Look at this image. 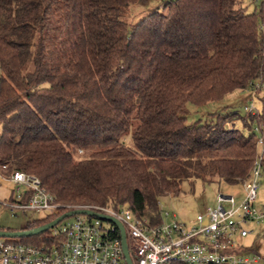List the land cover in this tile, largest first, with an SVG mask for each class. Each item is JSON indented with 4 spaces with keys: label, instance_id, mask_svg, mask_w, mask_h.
I'll list each match as a JSON object with an SVG mask.
<instances>
[{
    "label": "trees",
    "instance_id": "trees-1",
    "mask_svg": "<svg viewBox=\"0 0 264 264\" xmlns=\"http://www.w3.org/2000/svg\"><path fill=\"white\" fill-rule=\"evenodd\" d=\"M143 1L0 0V175L33 174L59 210L22 229L83 205L157 223L160 199L183 182L248 177L263 116L260 102L244 106L256 93L244 115L225 107L188 123L187 104L264 83L262 4L163 0L122 18ZM51 231L7 238L51 244L61 239Z\"/></svg>",
    "mask_w": 264,
    "mask_h": 264
},
{
    "label": "built area",
    "instance_id": "built-area-1",
    "mask_svg": "<svg viewBox=\"0 0 264 264\" xmlns=\"http://www.w3.org/2000/svg\"><path fill=\"white\" fill-rule=\"evenodd\" d=\"M263 6L264 0H253ZM252 1V2H253ZM264 27V25H263ZM260 86V87H259ZM249 95L259 87L260 108L264 131V83H256ZM247 112L258 111L249 98L244 106ZM257 138L261 151L263 137ZM262 157L257 155L248 177L243 181L242 197L236 202L234 195L219 193L214 207H205L195 216L190 227L178 221L174 214L165 213L169 220L153 223L148 217L138 216L130 210L83 205L77 209H89L95 215L74 214L72 219L52 229L53 236L61 239L51 244H26L0 237V264H128L123 252L121 230L112 221L99 215H107L121 223L125 247L132 264H258L260 256H240L234 247V234L247 235L241 224L247 220L264 218V206H255L258 180L262 176ZM8 179L14 186V198L8 202L12 210H33L58 214V205L45 190L39 178L33 174L16 171ZM227 204V206L225 205ZM58 224H62L57 227Z\"/></svg>",
    "mask_w": 264,
    "mask_h": 264
},
{
    "label": "rangeland",
    "instance_id": "rangeland-1",
    "mask_svg": "<svg viewBox=\"0 0 264 264\" xmlns=\"http://www.w3.org/2000/svg\"><path fill=\"white\" fill-rule=\"evenodd\" d=\"M163 0H145L143 2L134 3L122 13V18L128 23H134L139 18L152 11L155 8H161ZM244 4L249 11L254 10V4L250 0H244ZM1 75V70H0ZM257 89V88H256ZM256 93L253 102L257 106L261 94ZM246 94L243 89H235L225 94L221 99L208 101L203 105L187 104L188 123L196 120L204 121V117L209 112H221L227 107L230 110H237L241 115L245 114L243 105L245 103ZM228 112V111H224ZM230 112V111H229ZM235 126L240 128L244 133H248L249 128L244 125L241 119L235 120ZM251 130L255 133V137L262 136L260 125L254 122ZM261 154V148L258 147ZM253 164V162H252ZM252 166V165H251ZM251 168V167H250ZM263 172H264V152H263ZM264 174V173H263ZM258 180L257 195L255 206L260 210L264 206V175ZM14 186L6 178L0 175V229L21 230L26 226L28 220L43 217L44 212L33 210H12L8 202L12 201ZM182 191L178 195H166L160 199L159 210L163 221L169 220V216L165 213L174 214L178 221L190 227L194 224L195 216L205 207H213L216 204L217 195H234L236 202L239 201L238 193L242 191L241 184H227L218 179L212 182H206L200 178L185 181L181 186ZM227 206V204H225ZM123 209H126L123 207ZM73 216L62 220L60 223L72 219ZM62 224H58L57 227ZM241 228L245 229L247 235L240 237L234 234V247L240 256H251L258 254L260 256L258 264H264V218L260 221L247 220L241 224ZM204 264V263H195Z\"/></svg>",
    "mask_w": 264,
    "mask_h": 264
},
{
    "label": "water",
    "instance_id": "water-1",
    "mask_svg": "<svg viewBox=\"0 0 264 264\" xmlns=\"http://www.w3.org/2000/svg\"><path fill=\"white\" fill-rule=\"evenodd\" d=\"M79 213L88 214V215H95L94 212L92 210H89V209L69 210V211L55 217L54 219L50 220L49 222L44 223L40 226L34 227L32 229H27V230H25V229H21V230L0 229V237H22V236L34 235V234H37L39 232L45 231L46 229H50V228L54 227V225H56L59 221H61L65 217H69L71 215L79 214ZM97 215L99 217L105 219V220H110V221L114 222L120 228L124 256L126 258L127 263L132 264L131 260L129 258L127 249L125 247V245H126L125 244V236H124L123 227H122L121 223L118 222L117 220H115L114 218L110 217V216L99 215V214H97Z\"/></svg>",
    "mask_w": 264,
    "mask_h": 264
},
{
    "label": "crops",
    "instance_id": "crops-1",
    "mask_svg": "<svg viewBox=\"0 0 264 264\" xmlns=\"http://www.w3.org/2000/svg\"><path fill=\"white\" fill-rule=\"evenodd\" d=\"M264 175V174H263ZM241 187H242V191H240L239 193H238V196H239V199L242 197V194H243V186H242V183H241ZM216 205V204H215ZM214 207V206H213ZM205 208V205H203V208H202V210ZM236 249V248H235Z\"/></svg>",
    "mask_w": 264,
    "mask_h": 264
}]
</instances>
